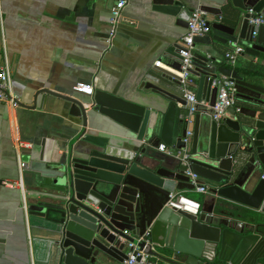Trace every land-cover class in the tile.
<instances>
[{
    "label": "water",
    "instance_id": "95a60500",
    "mask_svg": "<svg viewBox=\"0 0 264 264\" xmlns=\"http://www.w3.org/2000/svg\"><path fill=\"white\" fill-rule=\"evenodd\" d=\"M153 1L155 9L175 17L186 30L193 10L184 0ZM217 1L235 10L234 24H212L211 35L194 38V44L211 45L212 36L222 45L247 43L244 56L249 58L246 69L251 75L236 77L239 105L227 107L214 120L218 89L212 88V82L219 79L217 73L230 76L231 72L216 70L207 58L194 54L189 80L197 84V91L189 169L200 185L207 186L208 199L216 196L251 213L236 214L226 208L222 213L213 202L201 203L198 215L167 207L170 194L195 191V186L177 161L166 166L147 155L145 148L139 151L137 143L146 139L151 147L163 142L178 150L186 126L179 120L176 146L158 133L161 113L132 112L124 126L136 142L82 131L58 162L21 158L32 264H123L133 249L130 244L143 255L134 264H259L264 260V26H249L247 13L252 9L264 17V0ZM253 31L258 33L255 40ZM180 50L166 48L158 62L174 75L163 71L149 75L140 90L164 99L168 114L183 118L186 111L174 106L187 104L178 77ZM65 99L70 103L69 115L85 124L87 105Z\"/></svg>",
    "mask_w": 264,
    "mask_h": 264
},
{
    "label": "crops",
    "instance_id": "0c3cea01",
    "mask_svg": "<svg viewBox=\"0 0 264 264\" xmlns=\"http://www.w3.org/2000/svg\"><path fill=\"white\" fill-rule=\"evenodd\" d=\"M116 1L0 0V64L7 63L11 93L19 98L18 107L0 103V264L33 261L24 209L23 156L58 162L82 131L118 142H136L124 123L129 114L141 110L161 113L159 135L179 144L175 136L182 114H168L169 103L140 86L149 82V75H174L158 62L166 48H180L185 29L177 25L175 17L155 9L153 0H128L122 12L125 21L110 41V10ZM184 1L192 10L207 11L211 25L234 24L235 10L221 7L217 0ZM212 37L211 45L195 43L194 54L207 58L216 70L231 72L230 76L217 73V78L235 80L249 58L241 56L236 66H228L222 58L230 42L222 45ZM77 83L92 85L93 95L75 92ZM187 88L196 94L197 84L190 81ZM65 98L87 105L85 124L69 115L70 103ZM174 106L181 112L187 108V104ZM137 144L139 151L145 148L147 155L166 166L176 161L156 144L149 146L146 139ZM180 194L191 200L203 198L206 204L213 202L222 213L225 208L251 213L216 196L208 199L196 191Z\"/></svg>",
    "mask_w": 264,
    "mask_h": 264
},
{
    "label": "built area",
    "instance_id": "2783aa9c",
    "mask_svg": "<svg viewBox=\"0 0 264 264\" xmlns=\"http://www.w3.org/2000/svg\"><path fill=\"white\" fill-rule=\"evenodd\" d=\"M127 3L128 0H117L110 10V41L114 37L117 27L125 21L122 16V12ZM247 13L250 15L248 18L249 26L253 28L264 26L263 16L254 13L252 9H248ZM221 20L222 18L219 17L218 22ZM211 31V23L207 12L200 9H195L189 14L187 28L180 42L182 73L179 76L180 82L183 86L184 99L187 103L186 113L182 118L186 126V133L185 137L181 139L180 149H168L164 145H159L157 148L160 152H163L167 156L174 158L180 164V166L185 169V174L194 184L195 191L202 195L208 194L207 186L200 185L198 183V177L189 169L190 142L193 133V118L195 114L193 105L196 103V97L193 92L188 90L187 86L190 83L189 70L193 68L192 59L194 57L195 51L194 38L208 35L211 33ZM257 35V31H253L251 33L252 40H255ZM245 48V44L230 42L228 49L223 54V61L230 67L236 66L237 60L241 56H244ZM225 81L228 83L223 84ZM235 86L236 81L231 79V77L227 79L219 78L213 80L212 88L218 89L216 101L212 108V118L214 120H219L227 107L236 105ZM73 90L86 96L93 95V87L90 84L77 83ZM0 103L7 104L11 107H18L19 103V98L11 93V77L9 73V67L6 62L0 64ZM236 111H239V109L237 108ZM19 146L24 147L22 143H19ZM21 166L23 168V163ZM261 179H264V175L261 177ZM19 186L22 188L21 182H19ZM166 206L176 211H182L191 215H198L200 211V204L198 202L191 200L180 193L170 194ZM129 246L133 249L128 253V259L124 261L123 264H134L136 257L142 255V252L137 247L133 246L132 244Z\"/></svg>",
    "mask_w": 264,
    "mask_h": 264
},
{
    "label": "trees",
    "instance_id": "16d2710c",
    "mask_svg": "<svg viewBox=\"0 0 264 264\" xmlns=\"http://www.w3.org/2000/svg\"><path fill=\"white\" fill-rule=\"evenodd\" d=\"M246 68H247V65L243 68L244 71L240 72V74H239L238 77L246 78L247 76L251 75L250 72ZM235 103H236V106L239 105V103L237 102V100H236ZM194 201L198 202L201 205V203H203V198H200V199L194 200ZM236 214H239V213L236 212ZM259 264H264V260L263 261H260Z\"/></svg>",
    "mask_w": 264,
    "mask_h": 264
}]
</instances>
